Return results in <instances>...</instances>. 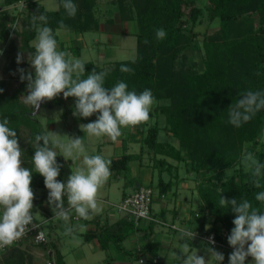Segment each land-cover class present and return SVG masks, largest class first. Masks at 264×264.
Returning a JSON list of instances; mask_svg holds the SVG:
<instances>
[{
    "label": "trees",
    "instance_id": "obj_1",
    "mask_svg": "<svg viewBox=\"0 0 264 264\" xmlns=\"http://www.w3.org/2000/svg\"><path fill=\"white\" fill-rule=\"evenodd\" d=\"M20 2L33 11L26 14L19 34L21 50L29 55L34 52L31 42L36 36L30 26L33 14L43 13L47 16V26L53 30L56 40V30L85 33L99 28L94 13L97 0H73L77 5L74 18L66 17L62 2L58 10L47 11L34 0H3L5 9L0 11V36L4 39L9 35V23L15 24L21 17V14L10 16L6 8ZM111 2L116 5L121 20L136 24L135 57L111 62L106 67L91 61L84 62L82 78H86L94 68L97 72L107 70L106 87L123 81L129 91L134 90L138 94L144 89L152 91L155 101L162 103L152 106L147 122L135 126L136 133L142 137V148L148 150L155 163L169 170V173L173 167L167 158L178 163L186 159V172L194 178L200 177L195 188L201 202L200 208L192 214L190 221H181V224H185L189 230L206 229L218 233L225 229L231 232L236 214L230 206L220 205L221 195L228 200L246 199L253 207L264 211V203L255 200L256 194L264 191V175L261 177V187L257 188L251 182L250 172L244 170L241 164V156L246 152L253 153L264 163V143L259 141L264 131V110L257 112L241 127L228 123V108L242 98V93L248 90L264 91V0H207L209 21L217 20L218 28L212 34L205 35L201 42L203 71L197 69L196 62L187 53L196 44L199 34L195 27L203 14L195 0ZM61 20L67 26L65 29H59ZM160 28L167 35L158 41L155 30ZM145 40L149 43L145 44ZM121 65L134 71L123 73L120 71ZM0 89H3L0 92V122L4 118L9 120L8 127L17 132L20 147L22 129L28 130L24 164L33 172L30 187L34 192V200L41 204L43 198L37 194V189L45 187L44 177L35 172L32 163L35 152L32 143L37 134L43 133L41 125L32 115L31 107L20 102L16 94H8L3 79H0ZM158 115L164 118L163 126H159L156 121L151 123L153 117ZM162 130L177 142L178 148L159 141ZM141 155V152L136 155L123 154L111 159V177L127 172L129 163L132 160L140 161ZM158 156L160 158L157 159ZM139 187L134 186L135 190ZM145 187L152 189L155 199V196L164 197L171 193L174 181L160 178L155 186ZM153 213L158 218L168 220L163 213ZM49 214L44 213L45 216ZM147 227L152 228L154 225L149 224ZM137 229L132 220L122 215L116 224L102 226L98 232H87L82 237L84 241L96 239L103 250L107 249L109 243L120 249L121 243ZM178 240L190 243L186 237L180 239V235ZM17 246L6 249L3 264H31V257ZM159 247L158 242L150 241L131 253L135 260L146 257L148 263L160 264L157 257ZM49 250L53 251L56 264H64L61 254L50 241ZM155 258L157 260L153 261Z\"/></svg>",
    "mask_w": 264,
    "mask_h": 264
},
{
    "label": "clouds",
    "instance_id": "obj_2",
    "mask_svg": "<svg viewBox=\"0 0 264 264\" xmlns=\"http://www.w3.org/2000/svg\"><path fill=\"white\" fill-rule=\"evenodd\" d=\"M62 6L67 18L76 16L77 5L73 0H62ZM47 23L48 18L43 13L33 14L31 17L30 26L35 30L36 36L29 64L34 69V74L30 70L17 69L20 81H27V95L22 96L25 105L39 110L42 102L50 101L61 93L65 99L75 97L74 116L88 118L99 113L94 122L80 125V130L89 137H107L114 143L122 136L123 128L135 127L149 120L150 110L155 103L150 89H144L138 94L134 90L129 91L128 85L123 81L110 88L106 87L108 71L97 72L95 68L86 78H82L85 63L66 51L58 50L53 30ZM66 27L64 20L59 21V29ZM166 35L163 28L155 30L158 41L163 40ZM147 43L149 41L145 40V44ZM22 60L23 54L18 53L17 64ZM120 71L132 73L134 70L121 65ZM241 96V99L228 108V123L235 127H241L257 112L264 110V91L248 90ZM8 124L7 118L0 122V248L12 246L25 234L27 226L32 223L34 200V192L30 187L33 172L22 166L17 132L8 127ZM65 136L68 137L67 140L63 139ZM84 136L73 138L49 131L37 134L32 143L35 148L32 157L35 172L44 177V184L48 189L47 203L54 213L53 218L64 222L65 236H72L86 228L84 224L68 223L73 212L79 219L86 221L92 218V214L102 211L98 193L112 175L110 159L99 154H86ZM57 155H62L65 160L70 159L73 163L81 161L78 167L72 169L66 183L57 180L62 167L57 163ZM241 164L250 172L253 185L260 188L264 163L253 153L246 152L241 156ZM255 200L264 203V191L258 192ZM219 203L222 207L230 206L236 214L232 221L234 227L227 237L228 244L233 249L228 257L229 264H245L247 257H252L253 264H264V211L253 207L246 199L228 200L221 195ZM180 233V239L187 237L191 241L196 235L188 229H180ZM214 244L213 237H208L204 248L207 260L205 256L192 252L187 242L179 252L171 251L169 255L179 259L181 264H212L213 261L221 264L224 254L211 246Z\"/></svg>",
    "mask_w": 264,
    "mask_h": 264
},
{
    "label": "rangeland",
    "instance_id": "obj_3",
    "mask_svg": "<svg viewBox=\"0 0 264 264\" xmlns=\"http://www.w3.org/2000/svg\"><path fill=\"white\" fill-rule=\"evenodd\" d=\"M197 6L201 7L203 10L202 16L199 18V23L196 25L195 30L198 32L199 36L197 38L196 44L187 50L188 56L191 57L197 64V69L199 71H203V52L201 48V42L203 40V37L205 35L212 34L214 31L217 30V20L209 21L208 18V11H207V0H195ZM18 7L16 5L9 10L10 16L12 14H21V17L16 21V23H9L8 29H9V35L6 39L2 38L0 36V51H2V54H0V79H3L6 81L7 85V91L9 95L16 94L19 101L23 103L22 96L27 95V81L21 82L20 81V74L17 72L18 68H23L25 70H30L34 74V69H31V66L29 64V53L21 50L22 40L21 36L19 35L22 30V23L25 19L26 14H29L30 12H33L30 7H22L21 11L19 12ZM48 8V7H47ZM4 9L3 6V0H0V11ZM114 13L119 15L118 9L116 5L112 7V12L107 13L106 17L114 18V22L116 19V16H114ZM99 14L97 13V16ZM120 17V15H119ZM101 24H104V19L101 16ZM25 22V21H24ZM24 25H26L24 23ZM119 26V24H116ZM121 28L128 29L132 32L136 31V24L135 22L127 23V24H120ZM117 26H112L117 28ZM57 31V30H56ZM58 37H60L61 42L64 43L65 49H79V54L75 55L74 57L81 59L83 62L91 61L95 64H99L100 66L103 65L104 67L108 66V64L111 61H122V60H129L133 59L135 57V47H136V38L130 34L124 35L119 34L118 36H114L109 39V43L102 41L98 31H92L82 34L83 41H73L67 42V40L64 39V32L58 31L56 32ZM97 40H96V39ZM96 40V41H94ZM98 41V42H97ZM33 44V42L31 43ZM34 46V45H33ZM113 50V56L110 57V61H106L105 58L108 59V57L105 56V58L101 57L100 54L107 52L108 50ZM18 53L23 54V60L20 64H17L16 57ZM113 59V60H112ZM106 61V62H105ZM76 98L72 99H65L63 97V93H61L59 96L55 97L54 99L50 101L44 102L39 110L35 111V117L38 119L41 129L43 133L46 132H53L58 133L60 135H68L73 138L75 137H83L85 134L80 130V125L87 124L89 122H94L97 119V116L99 113H94L92 116L88 118H81L76 117L73 115L74 111V105H75ZM52 103V104H51ZM162 102H157L153 104V106L161 104ZM32 108L31 105H27ZM35 109H33L34 111ZM32 111V112H33ZM155 121L158 122L159 119H162L164 121V118L162 115L154 116ZM153 122V121H152ZM151 122V123H152ZM163 122H161L162 124ZM128 128H123L122 131L127 132ZM22 141H21V160H22V166L25 167L24 164V157L27 156L26 147L29 140V133L27 129H22ZM63 139L67 140L68 137L65 136ZM109 138L102 137V138H96V137H89L87 135L84 136V144L86 149V154L88 155H102L105 159H113V157H120L119 155L122 153L119 146L114 144H109L108 141ZM159 140L167 141L166 136L164 132H160L159 134ZM170 141L174 144V147L178 148L177 142L174 139H170ZM261 143H264V131L259 139ZM43 142V141H41ZM33 146V145H32ZM245 146H248L246 144ZM57 152L59 154V150L57 149ZM138 154V152H133ZM184 154V152H182ZM57 163L62 165L60 169V174L57 177V180L60 182H67L68 177L71 175L72 169H75L78 167L81 163L80 160H76L74 163L73 161L65 160V158L62 155H57L56 157ZM135 160H132L129 163V169L127 172H123L124 175H126V178L128 180L131 179V176L135 173H139V168L137 167L138 162H134ZM139 161V160H136ZM174 161V160H173ZM144 164L147 163L145 160L143 162ZM186 163L187 160L184 159V161L179 162L178 166L181 169V173L183 171V175L186 173ZM178 168V169H179ZM244 169V167H243ZM147 170V169H145ZM245 170V169H244ZM174 172V170H173ZM168 174V173H167ZM167 174H164L165 179L168 177ZM192 175V174H191ZM193 176V175H192ZM188 180L190 179L187 177ZM141 184L144 185V181L142 178H137ZM167 180V179H166ZM118 182L116 184L111 185L110 191L108 193V198L104 196V193H98V202L100 206H108L109 208H112L116 211L114 205L118 204L119 200L117 198L119 197L120 190H121V184L123 182V179L117 180ZM191 183H189L190 186H192V189L196 191V182L198 183L200 181V177L193 178V180H190ZM195 182V183H194ZM129 189L132 188L131 183L129 184ZM155 186V185H154ZM105 187V186H104ZM105 190V188H103ZM155 191L158 192V190L155 188ZM99 192H102V188L99 190ZM37 194L42 196L45 201L48 200V189L46 187L37 189ZM103 197V199H102ZM105 198V199H104ZM109 201L110 203H114L113 206H109L105 204V201ZM194 201V200H193ZM47 204V203H44ZM44 206L43 203L39 204L38 201L33 200V209L32 214L36 217H44V213L52 212L51 207ZM156 208V207H155ZM195 211L197 212L199 208L197 205L195 206ZM117 212V211H116ZM155 212V211H154ZM170 220V219H169ZM176 222L179 224L181 221ZM155 232L154 234H149L151 237L150 239L156 240L159 239L161 247H162V253L159 252L157 254L158 259L160 260V264H181V261L179 259L173 258L169 255L171 251H177L179 252L181 246L185 243L178 240L179 234L168 231L167 229H164L160 226H154ZM47 229V226H45V230ZM163 231L162 233L160 231ZM149 233V231H148ZM148 235V234H147ZM64 236V237H62ZM61 237V247L65 254V263L64 264H86L89 263L91 260L93 262V259L86 260V262H82L79 260L76 250H78L83 244L84 240L81 235L74 233L72 236H65L60 235ZM141 243H144L146 241V236L142 239H140ZM49 244V243H48ZM48 244L47 247L45 246H36L30 244L28 241H23L19 246L21 250L26 251L27 255L31 257V264H56L54 262L55 256L53 252L50 250L48 251ZM190 245L192 252H197L198 255L205 256V259L207 260L208 257L205 254L204 248L207 246V244L199 243L196 244L194 242L188 243ZM164 245H166V248H164ZM91 247L92 245H88ZM87 246V247H88ZM137 248L135 247L134 250ZM134 250L132 252H134ZM217 250V249H215ZM224 254V260H228L229 255L217 250ZM97 252V251H96ZM95 252V253H96ZM6 253V250L0 254V264H3V256ZM107 264H109L111 259V254L107 255ZM124 256V255H123ZM127 260H129L132 264H141L140 261L135 260L133 256L128 257L124 256ZM157 259V258H156ZM229 261V260H228ZM212 264H216V262H212Z\"/></svg>",
    "mask_w": 264,
    "mask_h": 264
},
{
    "label": "crops",
    "instance_id": "obj_4",
    "mask_svg": "<svg viewBox=\"0 0 264 264\" xmlns=\"http://www.w3.org/2000/svg\"><path fill=\"white\" fill-rule=\"evenodd\" d=\"M37 2L38 5L42 6L45 10L47 11H56L60 8L61 6V2L62 0H34ZM115 5L111 2V0H97L95 8H94V13H95V18L97 19V21L99 22V28L98 32L102 41L109 43V39L114 37V36H118L119 34H124V35H132L134 36V34L136 33V31L132 32L128 29H123L121 28L122 23L127 24V23H132V21H123L121 20V18L119 17V15L117 16L116 13H114V16H116L117 21L115 20L114 22V18H110V17H106L107 13H111L112 12V7H114ZM48 7V8H47ZM5 9V8H4ZM7 13L9 14V10L11 9L10 7H7ZM97 13L99 14L97 16ZM101 16L104 19V24H101ZM119 24V26H117L116 24ZM117 26V28L112 27V26ZM60 30L55 31V35L57 36V45H58V50L61 51H66L68 53H70L73 57L75 55L79 54V49H65L64 47V43L61 42L60 37H58L57 33ZM62 33L64 32V39L67 40V42H73V41H83V36L82 34L84 33H75L69 30H61ZM94 31V30H93ZM88 32H92V31H88ZM87 33V32H85ZM96 39V38H95ZM97 40V39H96ZM94 40V41H96ZM34 41V40H33ZM32 41V42H33ZM31 42V43H32ZM98 42V41H97ZM33 45V44H31ZM101 57L105 58L106 61H110V57L113 56V50H108L107 52L101 53L100 54ZM113 60V59H112ZM105 61V62H106ZM114 62V61H111ZM110 62V63H111ZM99 65V64H97ZM100 66V65H99ZM103 66V65H101ZM156 118L153 117V119L151 120V122L155 121ZM161 122H163L161 124ZM164 122L162 119L158 120V124L159 126H163ZM160 132H164L163 130ZM165 136H166V140L167 141H163V140H159L161 142H167L170 143L174 146V144L170 141V139H173L172 137H169L168 135H166V133L164 132ZM109 144H114V142H112L110 139H108L107 141ZM117 146L120 147L122 153L119 156H122L123 154H130V155H136V153L133 152H138V154L141 152V159L140 161H134V162H138L137 167L139 168V173H135L131 176V179L128 180L126 178V175H124L123 172L118 173L117 175H114L112 177L109 178V180L106 182V184L102 187V192L99 193H104L107 198H108V193L110 191V187L113 184H116L121 178L123 179V182L121 184V190H120V194L119 197L117 198V200H120L125 197L126 195L132 193L135 188L139 187V186H154L157 184L158 180L160 178H162L164 181H168V180H173L174 181V187L172 189V192L167 194L164 197H160V196H155L154 202H153V211H155L156 213H163L164 216L169 220H174V221H182L185 222L187 220L190 221V218L192 216V214L194 212H196L195 210V206L197 205L198 208H200L201 202L197 196L196 191L194 190V188L192 189V186L189 185V183H191L190 180H193V176L191 174H188L187 172L183 175V171L181 173V169L178 166V162L173 161L172 159L167 158L166 160L169 162V164L172 165V171L171 173H169L167 169L163 168V167H159V165H157L155 163V160L152 156V154L146 150L142 148V137L136 133L135 127H129L127 132L122 131V136L118 138V141L115 142ZM116 158V157H113ZM160 158L159 156L157 157V159ZM147 161V163H143L144 161ZM179 168V169H178ZM147 169V170H145ZM174 170V172H173ZM168 173V174H167ZM164 174H167V180L164 177ZM189 177L190 179L188 180ZM137 178H142V180L144 181V185L141 184V182L137 179ZM132 185V188L129 189L130 184ZM195 183V182H194ZM138 184V185H137ZM197 184V182H196ZM137 185V186H136ZM135 186V188H134ZM103 188H105V190H103ZM103 199V197H102ZM105 199V198H104ZM194 200V201H193ZM118 202V203H119ZM43 205L47 206L48 203L47 201L44 200L43 198ZM47 203V204H44ZM105 204L109 205V206H113L114 203H110L109 201H105ZM48 207H50L48 205ZM45 207V208H48ZM102 208V211H100L97 214H92V218L89 220H80V222H68L69 224L75 225V224H84L86 225V228L84 231H77L75 232L76 234L79 235H83L87 232H98V230L104 226H110L113 224H116L117 222H119L122 218V215H120L118 212H116L114 209L109 208L108 206H100ZM156 207V208H155ZM50 210V209H48ZM48 210H44V211H48ZM45 212V213H46ZM52 213V212H50ZM63 221H58L55 220L53 223L47 225V231L49 233V241L55 246V248L57 249V251L61 254L62 258H63V262L65 263L64 259H65V254L62 250V245H61V237L60 235L63 234L64 232V228H63ZM139 229L135 230L133 233H131L128 238H126L122 243H121V248L118 249L117 247H115L112 243H109L107 246L106 250L101 249L99 243L97 242L96 239H91L89 241H84L83 244H81L80 248L78 250H76V254L79 258L80 261L82 262H86V260H90L93 259L86 264H107V255L111 254V259L109 264H132L129 260H127L126 258H124V256H128L131 257L132 256V251L134 250V248H138L141 245L148 243L150 241H155L158 242L160 247H159V252H163L161 249V244L159 239H157V241L154 239H150V235L154 234L155 232V227L152 228H148L147 226H139ZM149 231V233H148ZM161 233L163 232L162 230L160 231ZM148 234V235H147ZM150 234V235H149ZM64 235V234H63ZM146 236V241L144 243H141L140 239L144 238ZM64 237V236H62ZM83 238V237H82ZM84 240V239H83ZM92 245L91 247H89L88 245ZM88 246V247H87ZM164 248H166V245H164ZM97 251V252H96ZM53 252V251H52ZM96 252V253H95ZM158 252V254H159ZM51 253V251L49 252ZM124 255V256H123ZM55 262V260H54Z\"/></svg>",
    "mask_w": 264,
    "mask_h": 264
},
{
    "label": "built area",
    "instance_id": "obj_5",
    "mask_svg": "<svg viewBox=\"0 0 264 264\" xmlns=\"http://www.w3.org/2000/svg\"><path fill=\"white\" fill-rule=\"evenodd\" d=\"M19 11H21L22 7H25L23 2H20L16 5ZM13 8V7H12ZM153 191L150 187H139L133 193L127 195L124 199H122L118 204L114 205L116 211L128 217L132 220L135 226H147L149 224H153L154 226H160L168 231L176 232L179 235L180 229H188L185 224L177 223L176 221L172 220H163L158 218L154 215L152 208H153ZM67 207V203L65 204ZM54 213L45 216V217H36L32 214V223L27 226L25 234L18 239L12 246H17L21 244L23 241H28L32 245L36 246H46L49 243V236L47 229L45 230V226L49 223L54 222L55 219L53 218ZM195 216H198L195 214ZM75 213L73 212L70 217V222H80ZM189 230V229H188ZM196 233L194 239L191 242L196 244L204 243L207 244V238L213 237L215 244L211 245L217 250H220L226 254H230L233 249L228 244L227 237L230 235L231 232L226 231L225 229H221L218 233L210 232L206 229L204 230H191ZM7 248H0V254L4 252ZM155 258L153 261H156ZM221 264H229L228 260H223ZM245 264H253L252 257H247Z\"/></svg>",
    "mask_w": 264,
    "mask_h": 264
},
{
    "label": "water",
    "instance_id": "obj_6",
    "mask_svg": "<svg viewBox=\"0 0 264 264\" xmlns=\"http://www.w3.org/2000/svg\"><path fill=\"white\" fill-rule=\"evenodd\" d=\"M44 102H46V101H44ZM44 102H42L41 103V105L44 103ZM40 105V106H41ZM35 111H37V110H34L33 112H35ZM33 112H32V115H33ZM138 185V184H137ZM136 185V186H137ZM140 262H141V264H150V263H148L147 261H146V257H142L141 259H140Z\"/></svg>",
    "mask_w": 264,
    "mask_h": 264
}]
</instances>
